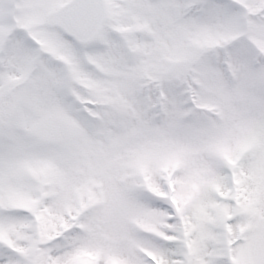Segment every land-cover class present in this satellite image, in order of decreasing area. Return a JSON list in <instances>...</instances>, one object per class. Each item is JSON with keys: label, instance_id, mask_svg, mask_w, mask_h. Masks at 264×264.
Listing matches in <instances>:
<instances>
[{"label": "snow or ice", "instance_id": "obj_1", "mask_svg": "<svg viewBox=\"0 0 264 264\" xmlns=\"http://www.w3.org/2000/svg\"><path fill=\"white\" fill-rule=\"evenodd\" d=\"M0 264H264V0H0Z\"/></svg>", "mask_w": 264, "mask_h": 264}]
</instances>
